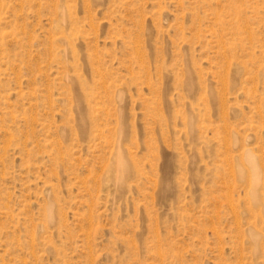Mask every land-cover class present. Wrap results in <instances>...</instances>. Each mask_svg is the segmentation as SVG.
I'll list each match as a JSON object with an SVG mask.
<instances>
[{"label": "rangeland", "instance_id": "obj_1", "mask_svg": "<svg viewBox=\"0 0 264 264\" xmlns=\"http://www.w3.org/2000/svg\"><path fill=\"white\" fill-rule=\"evenodd\" d=\"M0 264H264V0H0Z\"/></svg>", "mask_w": 264, "mask_h": 264}]
</instances>
